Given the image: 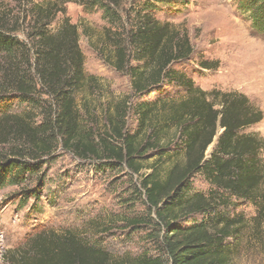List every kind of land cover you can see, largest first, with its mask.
I'll return each instance as SVG.
<instances>
[{"label": "trees", "instance_id": "obj_1", "mask_svg": "<svg viewBox=\"0 0 264 264\" xmlns=\"http://www.w3.org/2000/svg\"><path fill=\"white\" fill-rule=\"evenodd\" d=\"M124 1L0 0V130L4 131L0 137L7 134L20 145L15 159L0 164V187L21 184V175L36 171L26 155L48 157L59 147L83 161L126 164L134 174L144 168L146 155L155 151L157 162L141 185L156 215L168 264H231L226 241L239 240L248 224L219 209L231 206V199L248 201L258 211L254 229L264 223V139L244 133L262 122L263 112L237 91H205L196 86L174 68L194 53L187 31L161 23L146 4L139 11L131 6L125 26ZM70 3L102 9L110 26L103 35L109 48L101 50L104 61L118 72H127L134 93L142 98L134 108L125 99L105 109L103 131L96 126L86 129L83 115L93 120L96 111L83 97L85 111L78 106L77 96L88 86L97 88L98 79L86 76L78 27L66 17ZM239 7L250 13L256 28L264 30V0H239ZM60 14L65 16L63 23L53 32ZM202 66L215 67L209 62ZM164 86H178L184 94L179 99L145 101ZM17 102L32 106L37 115H10ZM131 110L138 120L133 134L126 122ZM174 144L179 148L168 152ZM196 176L210 184L207 195L193 191ZM196 216L206 220H195ZM22 251L16 252L15 264H166L160 258L115 260L72 232L41 233Z\"/></svg>", "mask_w": 264, "mask_h": 264}, {"label": "rangeland", "instance_id": "obj_2", "mask_svg": "<svg viewBox=\"0 0 264 264\" xmlns=\"http://www.w3.org/2000/svg\"><path fill=\"white\" fill-rule=\"evenodd\" d=\"M176 2L125 0L122 21L128 25L131 6L136 5L139 11L146 4L161 23H170L180 32L187 31L194 53L174 68L205 91H237L247 96L264 115V30L255 27L250 13L240 9L239 0ZM64 17L58 15L53 32H57ZM66 17L78 27L86 76L98 79L97 88L88 86L77 96L83 112V98L89 108L96 111L93 120L86 119L84 114L82 121L86 129L96 126L97 131H103L106 129L105 109L125 99L129 101L128 106L134 108L142 98L134 93L127 72H118L104 61L101 50L109 51V48L103 35L110 26L102 9L70 3L66 5ZM204 62L212 63L214 69H204ZM183 94L178 86H164L150 93L145 101L179 99ZM41 97L46 101L51 99L48 95ZM28 112L33 116L38 113L32 106L17 102L8 113L24 115ZM126 122L127 131L135 133L138 120L133 110L127 114ZM244 133L257 134L264 139V118ZM176 144L168 152L179 148ZM19 146L7 134L1 135L0 164L15 159ZM261 157L264 162V151ZM157 158L155 151L149 152L142 171L134 174L126 164L109 166L107 160L83 161L62 147L39 159L26 155V162L36 171L21 175V184L0 187V264H15L16 252L29 248L33 239L44 232L56 235L72 232L85 244L107 252L115 260L147 257L160 258L168 264L170 260L156 226V215L150 210L141 185L143 177L152 173V164ZM168 168L164 167L161 173ZM192 188L207 195L211 186L203 176H196ZM231 202V206L221 207L219 211L230 218L239 216L248 224L239 240L226 241V245L231 246V264H264V223L261 229H254L257 208L248 201L231 199ZM195 220L205 221L206 216H196Z\"/></svg>", "mask_w": 264, "mask_h": 264}, {"label": "water", "instance_id": "obj_3", "mask_svg": "<svg viewBox=\"0 0 264 264\" xmlns=\"http://www.w3.org/2000/svg\"><path fill=\"white\" fill-rule=\"evenodd\" d=\"M213 147H214V145L210 148V150L209 151H211L212 149H213Z\"/></svg>", "mask_w": 264, "mask_h": 264}]
</instances>
